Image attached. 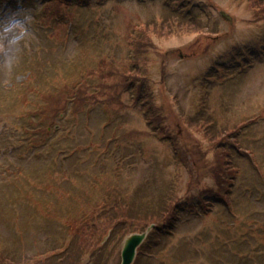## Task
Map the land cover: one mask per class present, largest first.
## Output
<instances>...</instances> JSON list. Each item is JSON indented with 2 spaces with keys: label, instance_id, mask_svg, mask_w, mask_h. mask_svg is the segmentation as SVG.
<instances>
[{
  "label": "rangeland",
  "instance_id": "rangeland-1",
  "mask_svg": "<svg viewBox=\"0 0 264 264\" xmlns=\"http://www.w3.org/2000/svg\"><path fill=\"white\" fill-rule=\"evenodd\" d=\"M165 1L108 0L104 7L97 8L101 16L96 26L87 27L85 31L81 24L86 22L87 15L83 13L84 18L71 29L70 35L66 28L57 27L56 36L45 29L39 30L37 13L33 11L37 7L24 8L12 0L0 2V249L4 253L5 246L11 245L27 255L44 253L47 245L43 243L39 202L51 203L57 214L63 216L71 201H77L76 197H71L70 202L57 199L46 184L71 188L83 177L108 169L109 178H125L126 184L132 185L130 192L144 184L152 194L159 188L161 196L168 188L175 187L182 199L189 197L197 207H201L202 196L211 202L218 198L212 203V213L207 215L199 210L186 212L183 209V220L190 221L182 222L186 223L181 226V236L175 240L181 258L186 261L183 264H264V0H172V7L181 6L188 11V18L201 20L202 28L196 31L176 28V33L163 36L149 28L154 27V20L168 13ZM84 10L90 14V10ZM92 15L95 16V11ZM164 19L155 21L157 26L160 27ZM146 31L151 32L146 34ZM78 36H90L94 44L91 45L94 49L82 60L83 70L87 71L86 67L98 69V57L93 59L92 52L98 56L104 53L112 57V54L117 59L114 70L118 78L131 67L130 50L125 46L129 38L138 41L145 36L148 43L143 44V57L147 64L141 69L143 75L138 77L143 84L142 95L152 94L157 102L156 111L159 108L165 115L160 126L170 125L172 134L181 136L191 148L197 139L208 147V141L187 129L185 122L187 117H197L207 96L205 114L218 120L219 128L224 121L229 123L226 118L230 117L234 130L231 136L238 137L231 138L227 144L231 150L234 147L230 158L234 161L233 172H237L235 183L220 191L215 178L218 163L214 150L209 152L208 159L196 156L209 175H202L183 162L170 139L164 141L161 138L164 135L155 131L156 125L150 123L146 116L148 110L143 109L142 103L138 101L136 105L130 101L136 95L133 90L124 95L125 104L113 102L107 106L109 114L101 106L90 116L85 112L76 116L69 106V119H57V123L67 128L74 122L72 144L88 139L111 143L115 154L107 161L101 159L98 166L84 173L86 176L77 178V173H72V182L69 177L63 178L65 171L61 172L60 165L52 161V149L44 151L46 157L42 159L35 154L23 157L22 153L31 151L29 140L32 142L43 135L32 129L43 124L35 109H40L45 102L41 94L31 88L41 87L37 71L43 81L54 70L63 76L77 75L80 70L76 56L83 54L77 43ZM146 69L147 75L143 77ZM95 75L103 87L110 81L100 78L99 72ZM29 76L31 80L24 83ZM216 77L220 80L215 81ZM45 117L44 122L48 123L51 118ZM60 128L59 123L55 128L57 135ZM60 145L69 146L68 143ZM103 163L105 167H101ZM98 181L108 185V174L105 172L102 181ZM210 187L220 193L204 192ZM229 189L232 194L227 196L228 203L219 204V197ZM56 190L65 194L61 188ZM94 192L97 189L89 187V193ZM60 224L59 220L50 222L55 232L61 229ZM151 258L142 260V264L169 263V260ZM120 261V251H113L110 264Z\"/></svg>",
  "mask_w": 264,
  "mask_h": 264
},
{
  "label": "trees",
  "instance_id": "trees-1",
  "mask_svg": "<svg viewBox=\"0 0 264 264\" xmlns=\"http://www.w3.org/2000/svg\"><path fill=\"white\" fill-rule=\"evenodd\" d=\"M1 1L5 3L10 0ZM12 1L17 4L21 3V6L24 8L27 5L29 7H37L35 9L36 11H33L37 13L36 21L39 30L42 31L45 29L44 31H48L50 35L56 36L59 34L56 30L57 27L59 29L61 27L66 28L69 30L70 35L71 29L78 26L79 24L77 23L82 21L81 18H84L82 16L83 13L87 15L86 19H84L86 22L83 21V24H81L85 31L88 30L87 27L96 26L100 20L98 17L101 16L97 8L104 7L108 0ZM171 2L172 0L165 1L168 13L163 14L162 19L154 20L152 22V25L155 24L154 27H150L149 29H153L159 35L166 36L167 34H173V32L176 33V28L179 30L191 29L194 31L202 28L201 20L188 18V11H185L181 6L172 7ZM84 9L90 10V14ZM93 11H95V16L92 15ZM163 19L162 27L157 26L156 22ZM69 25H71V28H69ZM150 32L146 31L145 33L148 34ZM77 40V43L80 45V50L83 52V54L76 56L77 66L80 70L77 75L74 77L71 75L63 76L59 75L60 71L54 70L52 74H47V80L43 81L40 79L39 72L37 71L38 81L41 87L38 86L35 88L32 86L31 88L36 90L38 94H41L45 102L41 105L40 109L39 107L35 109L41 115L40 120L43 124L41 126H35L32 129H37L41 133L43 132V135L38 139L36 135H33L36 140L32 142L28 139L29 144L32 145L29 149L33 151L27 154L20 153L23 157L25 155L35 154L42 159L46 157L43 155L45 154L43 152L47 149H52L54 152L52 154V161L56 165H60L58 169L61 172L65 171L63 178L66 179L69 177L72 182V173H77V178L86 176L84 173L88 172L94 165L98 166L97 163L101 159L107 161L108 157H112L115 154L114 149L110 146L111 143H109V140L101 142L88 139L84 143L78 141L72 144L74 132L71 127L74 122L71 127L67 128L61 122L57 123V119H69L70 116L67 117L69 106L71 107L72 113L76 116L80 112H85L87 116H90L94 109L101 106L109 114L110 111L107 106L113 102L125 104L124 95L130 90H133L136 91V95L133 98L131 97L130 101L133 104L136 103V105H138V101L142 103L143 109L148 110L146 111V116L150 119V123L156 125L155 131L158 134L164 135V137H161L164 141L170 139V143L174 147L176 154L181 155L180 158L183 162L192 166L195 171H199L202 175H209V171L204 172V168L201 167V163H198L196 156L200 155L202 159H208L209 152L214 150L213 152L216 153V163H218L215 178L220 191L228 186V184L232 183L233 185L235 183L237 172H233L232 165L234 161L230 158L234 153V147L233 150L227 148V144L231 141V138L237 137L231 136L234 134L233 127L230 125L232 119L230 117L226 118L229 123L224 121V124L219 128L218 124H216L218 120L214 119L211 115L205 114L208 110V105L205 102L207 96H204V103L202 102V105H200L197 117H187L185 122L187 123V129L199 135L201 134L208 141V147L202 146L200 140L197 139L193 142L195 144H192L191 148L189 143L181 138V136L172 134L170 125L165 123L163 126H160L163 119H165V115L160 113L159 108L156 111L155 103L157 102L155 97L151 96L152 94L142 95L141 87L143 84L140 82L141 77H138L139 74H142L141 69L147 64V60L143 57V44L148 43L145 36H143L142 40L138 41L129 38L126 43V48L130 50L128 62L131 67L126 72H121L120 78H118L114 70L116 69L114 61H117V59L112 54V57L110 55L106 56L104 53L98 56L92 52L91 57L93 59L98 57V69L86 67L87 71L83 70L82 60L85 59L89 51L94 49V46H91L94 44L90 36H78ZM37 69L41 71V68ZM96 72L100 73V78H108L110 80L106 82L104 87L97 75H95ZM147 72L148 70L146 69L143 77L147 75ZM31 78L29 76L24 83H28ZM155 112L159 114H151ZM48 115L51 120L45 123L44 121L47 119L45 116ZM59 123L61 128L58 130L57 135L55 132L57 129L55 128ZM66 129V132H69L67 134L64 132ZM11 132L14 133V131ZM60 132L61 135L59 134ZM5 133L8 132L5 131ZM64 143H68L69 146L63 147L60 145ZM47 145L51 147H46ZM122 150L126 151V149ZM48 152L51 153V150ZM126 155L131 156L129 154ZM66 162H69V165ZM128 164H130V161H128ZM101 167H105L104 163ZM57 171L59 174L61 173L59 170ZM105 172L108 174L109 183L112 182V184L108 183V185H104L99 183L98 180L101 179L102 181V176L105 175ZM98 173L83 177L78 184L72 185L71 188L60 187L55 183L52 185L46 184V188L53 191L57 199L70 202L71 197H76L77 201H71L63 216L57 214L51 203L43 204L39 202L40 225L42 231H44L43 243L47 245V248L45 247L46 251L35 255H27L24 253V250L17 248L16 245L5 246V253L0 249V264H110L112 252L120 251L121 244L128 234L144 231L153 223L156 224V227L149 233L145 243L138 249V254L133 264H142V260L150 257H158L163 262L169 260L168 264L186 263L181 258L182 253L179 247L175 244V240H178L181 236V226L190 221L183 220V209L186 212L199 210L201 214L207 215L210 214V211L212 213V203L215 204L218 198L211 202L209 198L202 196L203 198L201 197L200 202L201 207H197L189 197L182 199L175 187L168 188L161 196L158 195L159 188L155 189L152 194L148 192V187L147 185L144 186V184H138L140 186L134 187L136 190L130 192L129 189L132 185L126 184L125 178L123 180L117 179L120 182H115L117 181L116 179L109 178L108 169L101 173L99 171ZM80 185H84V188H81ZM73 186L75 190H73ZM39 187L43 188V185H39ZM89 187L96 188L97 192L89 193ZM155 187H158L157 181H155ZM56 188H61L65 191V194L59 193ZM216 190L210 187L205 188L204 192L212 193V195L220 193ZM231 191L229 189L225 194H222L223 197H219L221 200L218 203H228L227 196L232 194ZM88 195L89 198L87 197ZM228 205L231 206L232 204ZM51 220H59V223H62L60 224L61 229L58 232H55V229L50 226ZM183 221L186 222L182 223ZM108 232H110V236L102 244L101 242ZM190 244L193 246V242H190ZM150 252H153V254ZM85 258L88 259L87 263L84 262Z\"/></svg>",
  "mask_w": 264,
  "mask_h": 264
},
{
  "label": "water",
  "instance_id": "water-1",
  "mask_svg": "<svg viewBox=\"0 0 264 264\" xmlns=\"http://www.w3.org/2000/svg\"><path fill=\"white\" fill-rule=\"evenodd\" d=\"M154 227V224L151 225L144 232H136L130 234L123 242L122 247V263L121 264H132L136 254L138 247L145 241L147 238L148 232Z\"/></svg>",
  "mask_w": 264,
  "mask_h": 264
},
{
  "label": "flooded vegetation",
  "instance_id": "flooded-vegetation-1",
  "mask_svg": "<svg viewBox=\"0 0 264 264\" xmlns=\"http://www.w3.org/2000/svg\"><path fill=\"white\" fill-rule=\"evenodd\" d=\"M250 253V252H249Z\"/></svg>",
  "mask_w": 264,
  "mask_h": 264
}]
</instances>
